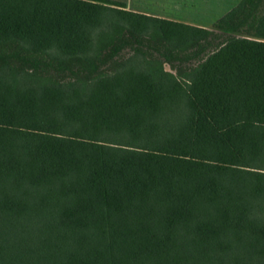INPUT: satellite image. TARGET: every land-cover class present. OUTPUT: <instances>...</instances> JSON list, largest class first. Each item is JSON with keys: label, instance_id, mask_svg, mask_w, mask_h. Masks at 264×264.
I'll return each mask as SVG.
<instances>
[{"label": "trees", "instance_id": "1", "mask_svg": "<svg viewBox=\"0 0 264 264\" xmlns=\"http://www.w3.org/2000/svg\"><path fill=\"white\" fill-rule=\"evenodd\" d=\"M214 27L233 35L194 67L137 46L101 69L124 34L184 60L213 32L0 0V264H264V0Z\"/></svg>", "mask_w": 264, "mask_h": 264}, {"label": "rangeland", "instance_id": "2", "mask_svg": "<svg viewBox=\"0 0 264 264\" xmlns=\"http://www.w3.org/2000/svg\"><path fill=\"white\" fill-rule=\"evenodd\" d=\"M241 0H207L202 2H194V8H182L173 9L171 14L172 18L177 20H187L197 22L196 25L203 26L212 30L213 34L209 36L208 40L203 43L202 47H195L191 50V56L189 58H183L185 56L181 55H171L167 54L162 43L150 42L142 40L141 43H137L135 38H132L129 34H124L122 39L118 43V47L115 50H107L106 57L103 63L99 64L101 69H114L117 63L123 61L127 57L133 55L136 50L135 47L142 46L149 56L156 58L162 62L165 70L177 73V70L182 67V69H187L196 66L203 58L209 54L211 51L219 47L229 36L233 34H227L214 27V23L226 14L229 10L234 8L240 3ZM192 3V2H191ZM190 5L187 3L186 5ZM153 12H160V10H146ZM164 12V10L162 11ZM59 71V67H57ZM51 70L54 71L53 67ZM60 76H69L71 73L69 70H62L59 72ZM67 78V77H65Z\"/></svg>", "mask_w": 264, "mask_h": 264}, {"label": "crops", "instance_id": "3", "mask_svg": "<svg viewBox=\"0 0 264 264\" xmlns=\"http://www.w3.org/2000/svg\"><path fill=\"white\" fill-rule=\"evenodd\" d=\"M126 3L130 10L139 11L155 17L167 18L177 22L196 25L197 22L187 20H177L172 18L171 10L182 8H194V2H202L207 0H118ZM192 2V3H191ZM190 3V5H186ZM146 10H160V12L146 11ZM164 10V12H162Z\"/></svg>", "mask_w": 264, "mask_h": 264}]
</instances>
